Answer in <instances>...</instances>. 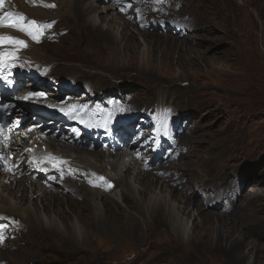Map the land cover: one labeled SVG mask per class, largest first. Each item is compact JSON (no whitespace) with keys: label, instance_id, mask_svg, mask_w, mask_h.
I'll return each mask as SVG.
<instances>
[{"label":"rangeland","instance_id":"1","mask_svg":"<svg viewBox=\"0 0 264 264\" xmlns=\"http://www.w3.org/2000/svg\"><path fill=\"white\" fill-rule=\"evenodd\" d=\"M95 1L100 7L112 3V0ZM115 1L121 6L113 14H119V19L129 25L126 31H134L130 34L135 37L133 43L137 49H134L133 63L136 67L130 66L132 61L127 53L123 54V45L89 38L91 44L73 47L71 40L64 41L61 48L77 55L78 62L73 64L78 66L75 69L81 70L79 74L102 78L103 82L97 87L74 82L73 72L63 66L55 74H48L42 69L45 64L39 62L38 65L32 64V67L35 66L32 70L35 80L46 82L40 100L45 102L50 98L49 94H58L56 105L65 107L69 97L77 99L83 106L69 118L79 113L83 115L86 110L91 111L90 115L94 117L101 111L102 116H97L95 123L82 125L78 133L84 142L80 146L82 149L91 147L92 151L105 150V153L112 149L114 154L127 149L149 171L159 169L153 176L167 174L166 179L172 178L178 183H188L191 175L196 174L204 180L202 183H207L206 189L199 190L197 182L200 180L195 183L193 175L188 186L194 195L188 193V196L203 213L223 216V225L234 226L236 229L231 240L244 239L243 248L236 251L224 243L218 247H196L194 243H187L192 230L196 231L197 240L203 237V233H208V239H211L217 231L223 232L221 225H216L215 221L211 229L203 231L199 219L191 212L188 217H182L186 230L180 251L170 249L164 234L154 230L143 244L136 245L130 240L121 243L119 252L113 257V245L94 238L81 245H73L69 257L29 248L23 255L27 259L18 264H264V9L255 8L259 0H216L220 6L222 2L227 8H238L239 17L233 20L224 16L218 19L219 22L215 20L216 24L210 28L213 32L209 33L193 17L196 10H205L208 0H197V5L193 4L189 10L183 7V0ZM3 2L16 9L11 1ZM44 9L52 11L51 8ZM138 12H144L145 16L140 14L144 17L139 18ZM16 15L22 16V12ZM16 15L8 17L7 22L15 21ZM0 16L3 18L2 4ZM36 20L26 17L23 25L28 26ZM172 21L189 25L181 30L183 34L208 41L202 48L204 51L200 50L206 57V63L199 62V68H186L185 75L180 67L159 62L164 47L162 35L169 32ZM55 23H58L57 27ZM61 24H65L62 17L52 20L50 26L40 29L38 39L52 38ZM66 24L72 26L70 22L66 21ZM3 28L22 35L16 27L7 25L0 30ZM31 29L38 28L33 26ZM136 33L142 35L144 41H139ZM27 39L34 46V39L28 34ZM0 40V49L9 44L8 40ZM19 46V50L26 51L25 43ZM113 52L120 57L116 63H113V58L107 57ZM0 54H3L0 55L2 62L7 54L12 53ZM83 58L88 62L83 64ZM7 59L11 63L14 61ZM139 69L145 73L139 74ZM182 75L184 78H181ZM30 80L35 81L23 76L17 87L14 82L12 86L5 87L15 94L30 89L25 86ZM134 96L138 103L134 101ZM28 104L44 117L41 121L38 116H30L26 112L22 129L38 124L37 133L57 140L69 132L57 131V127L48 130L45 124L50 122L47 118L49 107L30 99ZM61 109L64 108L55 111L56 117L63 115ZM13 116L14 113L9 114L7 119L11 120ZM68 128L71 129V124ZM164 186V183H159L158 189L160 187L163 192ZM4 217L0 219V235L3 236L0 244L6 241L7 244L0 246V260L5 259L3 255L16 251L10 245L20 239L13 230L15 228L8 232V236L3 235L9 224L16 222L13 215ZM17 231L23 230L20 228ZM83 234L89 239L85 229ZM58 249L66 250L64 245ZM241 253L245 255L244 260ZM102 255H108L104 263ZM79 257L83 259L77 260ZM61 260L63 263H60ZM0 264L6 263L0 261Z\"/></svg>","mask_w":264,"mask_h":264},{"label":"bare ground","instance_id":"2","mask_svg":"<svg viewBox=\"0 0 264 264\" xmlns=\"http://www.w3.org/2000/svg\"><path fill=\"white\" fill-rule=\"evenodd\" d=\"M9 1L16 9L7 5L17 12H22L24 19L20 21L17 19L19 16L16 15L14 16L15 21L7 22L8 17L1 18L0 16V27H6L13 22L23 24L26 17L27 19L46 21L62 17L65 24H61V27L56 29V35L52 38L34 40V46L27 41V32L25 31H21V35L6 28L0 30V38H12L8 40L9 44L7 43L0 49V52L12 53L11 55L7 54L5 58L6 66L2 63L3 61L0 62V102L5 100V104L1 105L5 110L4 113H7L5 117L14 113L13 120H10V132L0 126V219H5L4 216L7 214L15 216L16 222L10 223L3 235L8 236L10 230L15 228L13 230L20 238L17 241L18 244L16 242L10 245L15 247L16 251L12 250L7 256L3 255L5 259L0 260L1 263L18 264L23 262L27 259L23 256L24 252H27L29 248L46 254L57 252L69 257L73 252V245L78 246L94 238L111 243L114 249L111 256L113 257L119 252L121 243L130 240L136 245L143 244L147 241V237L152 236L151 232L154 230L164 234L170 249L180 251L186 230L182 217H188L191 212H194L196 218L199 219L200 228L203 231L207 228L211 229V225L213 226V221H215L216 225H221L223 232L217 231L215 237L211 239H208V233H203V237L197 240L195 239L196 231L192 230L191 239H188L187 243H194L197 245L196 247H218L224 243L238 251V248L242 247L244 239L241 241L231 240L236 228L223 225L225 221L223 216L203 213L188 196V193L193 194L192 189L188 186L193 175L192 180L195 183L200 180L196 174L191 175L188 183L187 181L178 183L172 178L166 179L167 174H163L162 177L153 176V173L159 169L149 171L145 165L135 160L134 156L130 154L132 151L129 152L127 149L117 154H114L112 149L107 150L106 153L105 150L92 151L91 147L88 150L82 149L80 146L84 142L78 133H80L82 125L95 123L96 117L102 116L101 111L94 117L90 115L91 111L89 110L84 111L83 115L78 114L73 118H69L65 112L63 116L56 117L55 111L61 107L76 106V109L79 110L83 105L77 99L69 97L68 104H66L68 106H58L56 105L58 94H49L50 98L45 102L35 95L46 89V82H41L40 79L35 80L33 74L32 68L35 66L32 67V64L38 65L39 62L45 64L43 68L41 65L39 67L45 69L48 74H55L63 66L64 69L73 72L76 78L74 82L87 83L88 86L93 84L99 86L103 82L102 78L79 74L81 70L75 69L78 66L73 64L78 62L76 53L61 48L63 47L62 43L67 40H71L73 47L77 44H91L92 41H89V38L123 45V54L127 53V57L132 61L130 66L136 67L133 63L135 49L133 40L135 37L130 34L134 31L131 29L129 32L126 31L129 25L119 19V14H113L121 4L115 0H112L111 5L107 7H100L95 0ZM3 3L2 6H4ZM220 3L221 6L216 4V0H208L204 11L196 10L193 13V17L199 22L197 24L205 27L208 33L213 32L210 28L216 24L215 20L219 22L218 19L224 16L233 20L239 17L238 8L231 7L232 9H230L222 2ZM193 4L197 5V0H183V7L188 10ZM44 8H51L52 11H46ZM255 8L264 9V0H259L255 4ZM143 13L138 12L137 16L144 17ZM180 19L182 20L181 17ZM66 21L70 22L72 26L68 27ZM172 23L169 26V32H167L169 35L167 33L162 35V47H164L159 62L163 65L178 66L185 75L186 68H199V62H205L206 57L200 50L204 45H207L208 41L204 40V42L202 38L195 39L183 34L181 30L189 27L187 23L180 24L177 21H172ZM55 25L57 27L58 23ZM39 30L31 29L36 35ZM136 35L139 37V41H144L142 35L139 33ZM145 37L148 38L147 34ZM15 40L24 41L27 47L26 51L19 50L20 46L14 43ZM107 48L109 49V47ZM104 51L106 52L107 49ZM114 52L109 53L110 56L107 57L113 58V63H116L120 57ZM7 58H12L14 61L11 63V60ZM62 61H64L63 64H61ZM81 62L84 64L88 61L83 58ZM28 67L31 69L30 71ZM138 73L144 74L145 72L139 69ZM23 76L35 80H30L25 85L30 89L15 94L12 93L13 91L8 95L2 94V84L12 86L14 82L17 87L21 83L20 80H23ZM181 78H184L183 75ZM30 92L33 94L30 100L48 107L51 105L49 107L50 115L47 114L50 122L45 124L48 126V130L57 127V131L68 130L67 134L57 140L46 138L41 132L37 133L35 130L38 129V124L25 130L22 129L21 126L26 120L24 119L26 112L30 116H38L41 121V117H44L37 110L29 107V99H23ZM133 99L138 103L139 100L136 96ZM6 121L8 123L9 119ZM69 124H71V129L68 128ZM49 154L62 162L53 166V162L47 159ZM101 177L103 180L100 179ZM202 182L204 180L197 182L200 191L206 189L207 183ZM159 183L165 184L163 192L160 187L158 189ZM20 228L23 231H17ZM82 229L86 230L89 239L84 236L86 233L83 234ZM91 231L95 234H92ZM229 241L230 244H228ZM5 243L7 244V241ZM5 243H1L0 246ZM59 244L64 245L66 250L58 249ZM236 255L239 257L238 254ZM102 256L104 263L108 259V255ZM240 256L242 259L245 257L242 253ZM81 259L83 257H79L77 260ZM60 263H63V260Z\"/></svg>","mask_w":264,"mask_h":264},{"label":"snow or ice","instance_id":"3","mask_svg":"<svg viewBox=\"0 0 264 264\" xmlns=\"http://www.w3.org/2000/svg\"><path fill=\"white\" fill-rule=\"evenodd\" d=\"M2 3H3V0H0V4H2ZM53 6H54V5H53ZM13 15H14V14H12V13H5V16H6V17H13ZM17 19H19L20 21H23L24 17H23V16H19V17H17ZM35 25H36V22H35V21H32V22H30V24H29L27 27L24 26L23 24H17V23H15V22L9 24L8 26H9V27H16V28H18L20 31H25V32H27V34H28L29 36L32 37V39L37 40V39H38L37 35H36L33 31L29 30L31 27H33V26H35ZM0 39L10 40V39H12V38H10V37H2V38H0ZM14 43H16V44H18V45H24V41H22V40H15ZM0 55H3V54H0ZM9 55H11V54H9ZM2 63L4 64V66L7 65V61H6V60L3 61ZM9 84H11V81H9ZM32 95H33V94L30 92L29 95L23 97V99L28 100V99L31 98ZM35 95H36L37 97H40V96H43L44 94H43V93H36ZM49 107H51V105H49ZM61 111H64V109H61ZM69 111H70V110H69ZM66 114H67V113H66ZM47 159H48L49 161L53 162V166H56V163H61V162H62V161H59L58 158H56V157H52L51 154L48 155ZM100 179L103 180V177H101ZM109 186H110V185H109ZM2 240H3V236L0 235V241H2Z\"/></svg>","mask_w":264,"mask_h":264}]
</instances>
